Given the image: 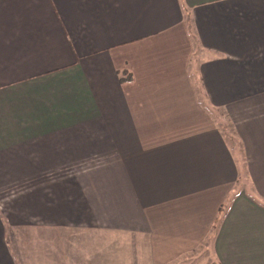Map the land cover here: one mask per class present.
<instances>
[{
	"label": "crops",
	"instance_id": "crops-1",
	"mask_svg": "<svg viewBox=\"0 0 264 264\" xmlns=\"http://www.w3.org/2000/svg\"><path fill=\"white\" fill-rule=\"evenodd\" d=\"M200 250L264 264V0H0V264Z\"/></svg>",
	"mask_w": 264,
	"mask_h": 264
},
{
	"label": "rangeland",
	"instance_id": "rangeland-1",
	"mask_svg": "<svg viewBox=\"0 0 264 264\" xmlns=\"http://www.w3.org/2000/svg\"><path fill=\"white\" fill-rule=\"evenodd\" d=\"M242 185L240 186V189H242ZM251 186H250V192H251ZM260 203V202H259ZM202 255V256H200ZM202 257L201 259V263L203 264V260H205L206 264H215L214 263V259H211V256H212V252L211 251H205V250H200L197 254H195L193 257L191 258H194V257ZM207 260V261H206ZM194 264H197V263H194ZM200 264V263H198Z\"/></svg>",
	"mask_w": 264,
	"mask_h": 264
},
{
	"label": "trees",
	"instance_id": "trees-1",
	"mask_svg": "<svg viewBox=\"0 0 264 264\" xmlns=\"http://www.w3.org/2000/svg\"><path fill=\"white\" fill-rule=\"evenodd\" d=\"M225 209H226V207H225ZM225 209L224 208L221 209V215L219 216V219L217 220L218 223H221L222 218L225 216V212H226Z\"/></svg>",
	"mask_w": 264,
	"mask_h": 264
}]
</instances>
